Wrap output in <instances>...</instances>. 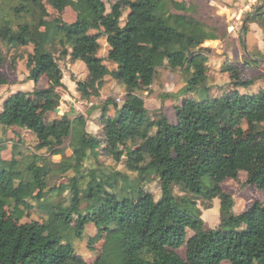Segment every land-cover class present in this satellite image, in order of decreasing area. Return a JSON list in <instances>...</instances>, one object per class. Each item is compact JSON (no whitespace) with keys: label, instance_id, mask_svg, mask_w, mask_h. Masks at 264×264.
<instances>
[{"label":"trees","instance_id":"obj_1","mask_svg":"<svg viewBox=\"0 0 264 264\" xmlns=\"http://www.w3.org/2000/svg\"><path fill=\"white\" fill-rule=\"evenodd\" d=\"M15 1L14 12L24 13L28 22L14 30L0 13V45L6 50L0 49V66L8 63L14 69L21 56L7 57L8 51L31 45L27 78L37 82L44 76L48 85L10 92L1 104L0 123L24 130L37 141V150L47 148L61 158L53 168L33 154L22 166L13 153L16 145L9 160L0 157V264H89L69 237L70 232L86 233L88 227L94 232L88 249L102 242L91 264H264V203L255 201L235 213L233 197L222 187L244 171L246 183L264 194V88L240 92L239 86L253 82L240 80V65L223 58L219 71L229 74L232 87L219 96L211 94L206 85L209 58L201 45L218 36L193 16L197 5L186 0ZM45 3L54 9L70 7L75 20L67 25L50 17ZM248 22H257V16ZM100 36L109 46L106 58L114 69L95 55ZM55 54L84 62L87 77L77 82L84 100L100 96L108 75L123 84L126 93L120 104L109 97L91 105L100 109L98 135L86 130L82 115L47 119L65 87ZM163 66L181 69L198 95L183 96L174 107L173 122L162 109L150 113L139 92L150 89ZM8 83L0 76V87ZM238 111L253 120L249 131L222 123ZM66 144L72 150L69 156ZM99 149L115 161L125 155L136 178L129 180L120 171L85 172L84 161ZM69 170L74 176L68 184L48 187L49 175ZM153 178L159 181L158 199L142 186ZM174 186L190 197L176 198ZM67 190V204L49 198ZM215 198L218 227L187 236L199 219L196 201L201 199L209 209ZM34 207L47 218L20 222ZM180 247L185 257L178 254Z\"/></svg>","mask_w":264,"mask_h":264},{"label":"rangeland","instance_id":"obj_2","mask_svg":"<svg viewBox=\"0 0 264 264\" xmlns=\"http://www.w3.org/2000/svg\"><path fill=\"white\" fill-rule=\"evenodd\" d=\"M197 5L193 16L201 20L209 28L216 31L218 36L216 39L205 41L201 46L206 49L209 61L206 85L209 86L211 94L219 96L232 87L228 73L219 71L223 58L240 65L241 73L240 80H250L253 83L248 87L239 86L240 92L255 91L258 88H264V0H186ZM17 5L15 0H0V13L5 18L11 20L13 29H18V24L28 22V17L24 13L14 12ZM50 17H59L61 20L70 25L76 18L75 12L70 7H61L54 9L49 4L45 3ZM128 10H125L121 18V24L124 23ZM257 16V22H247L245 33L242 30V23L246 18ZM91 33H96V30H90ZM245 36V42H244ZM244 45L246 50H244ZM0 49L5 53L6 50L0 45ZM109 46L104 36L97 39L95 55L104 59V63L109 69L116 67L113 62L108 61L106 56ZM70 50V48H68ZM32 52V46H21L16 50L8 51L7 57L13 53L21 56L16 61V67L10 68L6 63L0 66V76H5L8 84L0 87V109L3 99L10 93L17 90L31 91L34 88L47 87L48 82L44 76L40 77L37 82L27 78L28 70L26 68L27 55ZM58 64L62 70V82L65 87L60 89L61 99L59 102L60 110L48 113L49 121L58 119L62 114H67L70 118L77 115H82L86 118V130L92 134H99L100 109H92V104H101L107 98H113L118 104L123 101L125 96V88L123 84L111 76L105 77V83L100 90L98 98H91L89 101L80 97L77 92V82L83 81L87 77L85 64L81 60H72L70 56L59 59L58 54H55ZM254 61V62H253ZM248 62V63H247ZM188 75L181 69L170 70L163 66L158 69L154 82L149 90H139L142 94L145 107L150 113H155L159 109L167 116L170 122L175 120V105L180 103V100L187 94L198 98L196 91L189 88L187 81ZM113 112L108 110V114ZM223 114H226L225 111ZM224 125L227 128H233L235 125H240L245 131H249L253 124V120L242 117L240 111L235 112L231 116L226 115L223 119ZM264 124V122H263ZM37 141L29 136L24 130L2 125L0 123V157L9 160L12 155V147L16 145L13 153L18 160H21V165L32 158L33 154H39L45 158V162L49 166L55 167L54 162H58L61 155L53 154L47 148L37 150L35 145ZM133 147L134 145L131 144ZM65 155L69 156L72 150L69 145H65ZM54 164V165H53ZM99 169L105 172L120 171L126 174L129 180L136 178L134 171L128 170L123 155L120 161L113 160L109 155L105 154L101 149L97 151L96 156L92 154L84 161L83 170ZM74 172L69 170L65 173H53L48 176V187L66 185L69 183ZM144 190L151 192L155 199L160 197L159 181L153 178L149 182L143 183ZM222 187L230 193L234 200L233 211L240 213L246 210L253 202L264 203L263 192L257 190L253 185L246 183V173L241 171L238 179H227L222 183ZM173 195L180 199H188L190 195L180 190L178 186H174ZM68 190L61 196L49 194V198L55 202H68ZM101 203V199H98ZM196 206L200 210L199 219L191 230L187 231V236L192 235L197 230L216 229L219 225V200H212L211 208L204 209L201 199L196 201ZM46 214L39 207H34L29 210L20 222H29L32 220L44 221ZM264 226V223L261 224ZM94 232L91 228H87L86 233L76 234L70 232L69 237L75 251L89 264L93 263L97 257L102 242L99 241L94 245V249L89 250L87 247L88 237ZM181 257H185V248L177 249ZM223 264H229L223 262Z\"/></svg>","mask_w":264,"mask_h":264},{"label":"water","instance_id":"obj_3","mask_svg":"<svg viewBox=\"0 0 264 264\" xmlns=\"http://www.w3.org/2000/svg\"><path fill=\"white\" fill-rule=\"evenodd\" d=\"M247 22H248V18H246V19L243 21V23H242V30H243L244 33H245V30H246V24H247ZM244 42H245V36H244ZM244 50H246L245 45H244ZM59 110H60V108L57 107V108H56V111L58 112Z\"/></svg>","mask_w":264,"mask_h":264}]
</instances>
